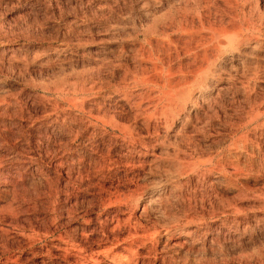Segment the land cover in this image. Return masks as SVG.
I'll return each instance as SVG.
<instances>
[{"label": "rangeland", "instance_id": "obj_1", "mask_svg": "<svg viewBox=\"0 0 264 264\" xmlns=\"http://www.w3.org/2000/svg\"><path fill=\"white\" fill-rule=\"evenodd\" d=\"M66 235L264 264V0H0V264H74Z\"/></svg>", "mask_w": 264, "mask_h": 264}, {"label": "bare ground", "instance_id": "obj_2", "mask_svg": "<svg viewBox=\"0 0 264 264\" xmlns=\"http://www.w3.org/2000/svg\"><path fill=\"white\" fill-rule=\"evenodd\" d=\"M169 22H170V21H169ZM190 23H191V22H190ZM216 34H217V33H216ZM199 40H200V39H199ZM199 43H200V41H199ZM200 53H201V52H200ZM201 55H202V54H201ZM72 88H73V87H72ZM176 94H177V93H176ZM170 98H172V97H170ZM210 107H211V106H210ZM260 116H261V113H256V114H254V115L250 118L249 122L252 123V122L257 121V120L260 118ZM102 117H103V116H102ZM96 120H97V119H96ZM110 120H112V119H110ZM110 120L107 121V120H104V119H103L102 122H103V123H106V124H107V123H110V124H111L112 122H111ZM165 121H166V120H165ZM119 130L123 131L124 134H125V136L127 135L126 137L132 135V129H131V128L129 129L128 127H127V128H125V127H122V128H121V127H120ZM123 132H122V133H123ZM106 134H107V133H106ZM133 134H134V133H133ZM122 135H123V134H122ZM123 137H124V136H123ZM128 138H129V137H128ZM128 138H127V139H128ZM130 138H131V137H130ZM124 139H125V138H124ZM128 141H130V140H128ZM126 143H127V142H126ZM7 160H8V159H7ZM201 176H202V175H201ZM112 201L114 202L115 200H113L112 197H109V196H108L106 199H104V202H105V203H106V202L109 203V202H112ZM102 204H103V203H102ZM143 208H145V207H142V209H143ZM145 209H146V208H145ZM143 210H144V209H143ZM75 229H76V228H75ZM78 229H79V228H78ZM96 230H97V229H96ZM68 231H69V230H68ZM94 231H95V230H94ZM77 233H78V231H77ZM80 233H81V232H80ZM82 233H83V231H82ZM81 235H82V234H81ZM63 236H64V235H63ZM76 236H77V235H76ZM85 237H86V236H85ZM103 237H104V238L106 237V236L104 235V233L102 234V238H103ZM65 238H66V241H69V243H70L71 245L74 246V244H75V246H76L75 248L72 247V246H71L72 248L67 247V246H66V247L64 246V247H63V250H62V251L64 252V256H65V254H67V253H73V255H74V257H75V258L73 257V258H74V261H73V262H75L74 264H79V263L84 264V262L86 261V259H88V258H89V259H92V255H91V254H88V255L86 254V255H85V254H83V253L81 252V250H83V249L80 248V247H82V246L78 247V243H75L73 237H71V236H67V235H66ZM129 238H130V237H129ZM127 239H128V238H127ZM135 239H136V238H135ZM132 240H133V239H132ZM57 245H58V244H57ZM61 246H62V245H61ZM54 247H55V246H54ZM60 248H61V247H60ZM63 252H62V253H63ZM87 257H88V258H87ZM92 262H93V261H92Z\"/></svg>", "mask_w": 264, "mask_h": 264}]
</instances>
